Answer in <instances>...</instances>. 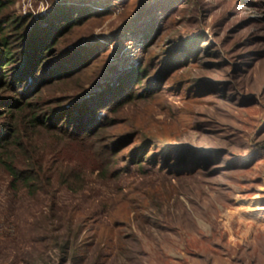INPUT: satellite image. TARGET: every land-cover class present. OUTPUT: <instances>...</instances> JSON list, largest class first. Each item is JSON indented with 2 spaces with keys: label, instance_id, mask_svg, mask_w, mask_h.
<instances>
[{
  "label": "rangeland",
  "instance_id": "374dc122",
  "mask_svg": "<svg viewBox=\"0 0 264 264\" xmlns=\"http://www.w3.org/2000/svg\"><path fill=\"white\" fill-rule=\"evenodd\" d=\"M143 1L154 18L143 14L135 32L120 35L115 45L117 31ZM1 2L0 17L25 18L39 32L49 30L45 16L55 5L104 11L63 32L50 53L78 43L86 54L103 46L108 67L46 86L42 103L81 96L112 77V67L152 57L157 62L192 43L196 58L171 72L168 87L126 103L120 115L150 121L161 136L198 151V158L191 173L176 175L161 165L146 166L143 175L132 169L120 183L135 199L127 204L112 201L99 185L89 192L94 202L61 193L62 206L75 204L83 212L76 254L38 238L47 220L45 203L11 194L0 175V264H264V0ZM167 4L172 8L166 10ZM153 22L154 32L148 31ZM145 34L153 37L146 46ZM65 55L50 57L70 59ZM187 85L208 92L188 97ZM8 95L0 89V98ZM117 217L126 224L115 223ZM61 231L60 243L67 238Z\"/></svg>",
  "mask_w": 264,
  "mask_h": 264
},
{
  "label": "trees",
  "instance_id": "16d2710c",
  "mask_svg": "<svg viewBox=\"0 0 264 264\" xmlns=\"http://www.w3.org/2000/svg\"><path fill=\"white\" fill-rule=\"evenodd\" d=\"M139 4L117 31L115 45L120 35L135 32L143 14L154 18L153 7L144 6V1ZM170 4L166 10L172 8ZM3 6L0 0V13ZM103 13L67 4L55 5L45 16L49 30L44 32L38 31L37 23L28 24L25 18L0 17V89L12 94L0 98V116L3 115L0 175L11 194L45 203L47 220L38 227L37 230H43L38 238L46 244L58 245L64 252L72 250L73 254L80 246L77 236L83 230V212L75 204L62 206L61 193L79 198L87 196L94 202L97 198L93 199L89 192L93 185H99L110 191L108 197L112 201L127 204L135 199L129 197L132 191L125 192L120 183L132 169L143 175L146 166L161 165L176 175L191 173L198 158V151L193 153L176 139L161 136L150 121L120 115L126 103L154 97L167 88L164 83L171 72L196 58L192 43L185 45L180 53L175 49L165 56V52V59L157 62L152 57L121 70L112 67V77L81 96L65 94L40 102L46 86L63 83L101 65L108 67L103 46L97 45L86 54L82 43H78L70 49L50 53L63 32ZM155 24L148 31L154 32ZM151 35H144L145 46L151 42ZM55 54H66L62 58L68 55L70 59H51ZM184 85V80L179 81L176 91L179 93ZM186 90L188 97L208 92L201 85H187ZM114 222L126 224L119 217ZM60 230L67 235L61 243Z\"/></svg>",
  "mask_w": 264,
  "mask_h": 264
}]
</instances>
